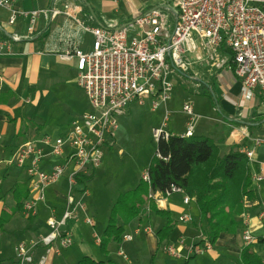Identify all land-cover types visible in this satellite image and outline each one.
Returning <instances> with one entry per match:
<instances>
[{
  "label": "built area",
  "instance_id": "built-area-1",
  "mask_svg": "<svg viewBox=\"0 0 264 264\" xmlns=\"http://www.w3.org/2000/svg\"><path fill=\"white\" fill-rule=\"evenodd\" d=\"M14 1L0 0V6L11 7ZM174 7L176 21L173 25L167 9L154 8L138 15L134 24L120 28L81 22L77 19L80 8L71 2L66 3L63 10L56 7L29 12L12 10L9 23H15L19 15L28 16L32 23L30 33L39 15L64 13L93 36L91 50L69 46L61 54L62 59L75 62L77 83L88 97L90 109L77 117L64 133L58 136L45 133L18 146L8 159H0V164L24 168L27 173L29 197L24 201L22 210L26 217H36L40 205L46 202L47 190L66 179L67 206L63 219H58L52 209L47 219L50 233L41 239L48 251L56 255L73 242L66 221L77 218L80 213L86 214L83 195L87 194V189H79L78 177L101 166L104 145L114 139L119 128L118 117L129 106L144 105L149 101L152 109L156 110L166 105L174 90L171 75L187 74L197 64L227 68L240 81L245 98H252L255 89H259L264 97V0H175ZM11 38L15 41L21 39L17 34L11 35ZM6 46L10 47L9 41L0 42V48ZM182 111L190 121L180 136L190 137L194 135L198 119L193 103L185 102ZM165 127L166 122L154 129L157 141L173 135ZM243 133L244 137L248 136L247 131ZM263 143L264 139L254 138L256 146ZM239 150L249 160L253 159L254 150L245 147ZM49 158L57 159L50 167L45 164ZM142 178L150 183L149 167L144 169ZM261 179V176L255 177V180ZM176 193L183 195L185 205L194 201L177 186L160 195L168 197ZM77 194L81 197L77 198ZM157 194L150 193L149 199L159 201ZM262 205L263 217L264 203ZM146 208L149 211V205ZM247 215L245 212L240 216L243 219L242 239L245 244H251L255 238L248 228ZM193 220L190 213H182L178 217V222L182 224H190ZM85 222L93 225L88 216H85ZM134 231L153 230L149 225L144 228L140 225ZM132 239L133 235L126 233L118 250V255L125 260L129 256L123 243ZM38 244L37 241H20L14 247L15 264H26L31 250ZM182 247L188 250L185 257L188 260L193 254L206 253L213 245L209 242L186 245L185 239L180 238L176 244H164L162 250L181 258Z\"/></svg>",
  "mask_w": 264,
  "mask_h": 264
},
{
  "label": "crops",
  "instance_id": "crops-1",
  "mask_svg": "<svg viewBox=\"0 0 264 264\" xmlns=\"http://www.w3.org/2000/svg\"><path fill=\"white\" fill-rule=\"evenodd\" d=\"M121 1L126 3L127 6L125 5L122 7L120 4ZM150 1L151 0H15L11 7L0 6V42L9 41L10 43L9 48L7 46L0 48V159H8L18 146L26 141L48 133L44 132V125L42 123L21 128V124L23 122L26 123L28 120L25 116V112H23L25 105L33 103L34 106L38 107L39 105L40 107V104H43L49 96L47 92L38 87L41 74H46L55 65L63 64L64 74H66V79H64L65 84L74 83L77 88L83 91L77 83L78 73L75 62L62 59L61 54L69 49V46H76L84 51H89L91 50L93 42V36L83 31L76 20L64 13L56 16L50 14L47 16L44 14L39 15L35 18L33 32L30 33L29 27L32 23L28 16L19 15L15 23H9L12 10L29 12L53 7L63 10L66 3L71 2L79 6L80 9L77 11V19L81 22L91 26L120 28L134 24L136 17L144 12L154 8H162L167 9L169 12L171 24L173 25L175 23L176 9L174 5L172 6L170 3L169 7H158L156 6L157 4H151ZM13 34L19 35L21 39L18 41L13 40L11 38ZM179 75L181 78L189 75V79L195 81L197 87L199 86L200 88L204 86V83H210V89L214 95V99L217 100V102L214 103L211 100L209 109H211L213 114H218L217 116L214 115L216 117L213 120L216 124L219 123L220 132L215 136L216 138L212 139V137L203 134L206 133L207 130L205 132V127L201 125L198 128L200 133L196 134L194 132V135L210 137L218 145L221 153L224 154L234 148L240 149L245 147L254 150V157L252 160H249L253 180L254 199H246L245 206L248 214V228L255 238L251 244L255 252L264 260V216H261V211L263 209L262 203H264V143L258 146L254 144V138L258 137L264 139V97L260 94L259 89H255L253 97L249 99L246 104L241 102V99H244L242 95V85L234 73L227 68L217 69L212 65L204 66L202 64H197L189 73ZM49 83L52 84L51 76H49V80L46 82L47 85L44 87L45 90L50 86ZM203 93L206 94V92ZM72 99H74V105L77 106L75 98ZM169 101H171V106H168ZM169 101L164 107L165 117L168 115V121L170 119L168 124L166 122V130L170 133L181 135L186 131L190 121L189 116L182 111V106L185 102L191 101L183 98L182 102L178 103L173 93ZM147 102L144 105L132 104L123 114L127 112L132 113L135 106L138 108H144L145 106L151 107V104L147 105ZM204 102L205 101H203V105L206 104ZM192 103L194 105V112L197 118L200 119V114L196 111L197 105L194 102ZM88 109H90V107L82 110L80 114H74V119L70 122L69 128L72 122ZM140 111L142 112L141 109ZM185 115L188 117L187 121ZM154 129H157V127ZM243 131H247V137L243 136V134H245ZM232 133L234 134L233 136ZM56 160L55 158H49L46 160L45 164L50 167V164ZM96 170L97 169L90 170L89 173L84 174H94L93 178L85 186L78 183L79 189H87V194L83 195V200L87 206L85 211L86 214L81 213L76 219L73 218L66 221V228L71 232L73 237L75 236L83 239L80 245L83 246L82 249L85 251L89 248V244H87L88 236L87 233L85 234L86 229L84 232H77L76 230L80 220L83 221L87 229L91 228L92 231L93 227H96L98 224L97 218L92 216V212L97 210V205L99 203L90 191V182L95 178L97 174ZM256 176H261L262 179L255 180ZM66 182V179L63 178L58 186L49 188L47 190L46 202L40 205L38 215L36 217H26L23 212L13 213L15 201L11 188L16 183H25L29 190L27 173L24 168L0 164V190L3 195V198L0 199V217L3 216V212L10 214V218L3 227H0V230H5L6 228L10 229L13 233L19 235L20 241H26L27 243H31L32 241L39 242V244L31 250L30 260L27 261L26 264H53L54 259L62 255V253L56 255L48 251L47 246L43 245L41 239L48 236L50 233L47 219L52 214V209L55 210V215L58 219H63V214L67 206ZM157 196L159 201L154 202L158 209L170 210L177 219V228L174 234V240L171 243L178 242L180 238L185 239L186 245L197 243V238H199L200 235L202 236V233L193 229L191 226L179 223L177 218V215L185 213L183 211L186 209H188L187 213L193 216V219L197 217L196 207L193 206V203L191 202L189 205H185L183 203V195L179 193L172 194L168 197L160 194H157ZM76 197L79 198L81 196L77 194ZM174 209L177 210V215L174 214ZM149 213L150 210H147V212L142 215V220H137L128 226L129 231H127V233H131L133 239L124 242L123 245L135 242V239L139 238L144 240V244L139 243L140 246H138L145 247V249H148L150 253H152L154 264H187V260L184 257V254H188L186 248L182 247L183 256L181 257L185 260L176 257L170 258L168 254L163 251L164 255L160 253V250L157 251L158 240L154 227H159L163 224V221L158 217L149 216ZM85 216L93 218V225L85 222ZM239 219L242 224L243 219H241V217H239ZM136 225H149L152 230L153 228L154 230L151 232L142 231L141 233H135V229L133 228ZM242 231L243 225L238 234H222L216 244L213 245L212 249L204 254H210V261H215V263L220 260V258L225 257L233 260V264H241L240 251L242 246L245 245L242 239ZM92 238L95 240V245L100 248V241L98 240L100 237L98 234L95 233L92 235ZM17 244L13 246L11 253L7 255L6 258L0 260V264H15L16 254L14 252V247ZM110 246L111 245H109V247ZM131 246L136 250L138 248L136 243H132ZM126 253L130 258L127 264H131L132 250ZM196 256L194 258H196ZM64 259L66 258H63V260ZM194 262L193 260L190 262L189 259L188 264ZM113 263L116 264L115 262ZM197 263L200 262L198 261ZM149 264H151V260ZM229 264H231V261H229Z\"/></svg>",
  "mask_w": 264,
  "mask_h": 264
},
{
  "label": "trees",
  "instance_id": "trees-1",
  "mask_svg": "<svg viewBox=\"0 0 264 264\" xmlns=\"http://www.w3.org/2000/svg\"><path fill=\"white\" fill-rule=\"evenodd\" d=\"M148 167L150 183L141 179L135 188L119 194L113 204L108 224L100 237L102 254H110L109 245L112 242H123L128 226L142 220V215L147 212V205L149 216L158 217L163 221V224L156 228L157 251L164 244L171 243L174 240L177 219L170 210L158 209L154 200L149 199V194H165L172 190V186L181 187L194 199L192 203L196 207L197 217L194 216L191 226L203 236L195 245L206 242L215 245L222 234H238L241 231L239 217L246 212L245 200L254 199V188L249 159L239 149L234 148L224 154L210 137H181L173 134L169 138L162 137L158 140L157 152ZM93 176V173L80 174L78 183L85 186ZM11 192L15 201L13 213L22 212L23 203L29 197L26 184H14ZM2 198L0 190V199ZM9 218L10 214L3 212L0 227H3ZM195 256L193 254L189 259ZM240 262L264 264L252 244L242 246ZM77 264L114 263L110 259L97 260L85 255ZM151 264H154V257L151 258Z\"/></svg>",
  "mask_w": 264,
  "mask_h": 264
},
{
  "label": "rangeland",
  "instance_id": "rangeland-1",
  "mask_svg": "<svg viewBox=\"0 0 264 264\" xmlns=\"http://www.w3.org/2000/svg\"><path fill=\"white\" fill-rule=\"evenodd\" d=\"M150 3L157 4L156 6L158 7H169L170 3L172 6L174 5L175 0H151ZM120 4L122 7L126 5L123 1H121ZM49 76H51L52 84L49 83L50 86L45 90L44 87L47 85L46 82L49 80ZM65 76L63 64L55 65L46 74H41L38 87L47 92L49 96L43 104H40V107L39 105L38 107L34 106L33 103L25 105L23 112H25V116L28 120L26 123L23 122L21 124V128L42 123L44 125V132L51 133L53 136H58L68 130L70 122L74 119V114H80L82 110L90 107V102L85 92L77 88L74 83L65 84ZM189 77L190 76L187 75V77L181 78L179 73L171 75V79L174 82L173 96L178 103H181L182 99L186 98L197 105L196 111L200 114V119H198L195 125L194 132L196 134L200 133L198 128L203 125L205 127V132L207 130V132L203 134L212 137V139L216 138L215 136L220 132V126L218 125L219 123L216 124L213 120L218 114H213L211 109H209L211 100L213 103L215 102L213 93L210 89L211 84L204 83V86L200 88L199 86L197 87V83L190 80ZM203 92H206V94ZM72 98H75L77 106L74 105V99ZM243 98L241 102L246 104L249 99L244 96ZM203 101H205V105H203ZM147 103V105L150 104L149 101ZM169 105L171 106V101H169L168 106ZM164 107L165 105H161L154 111L151 107L145 106L144 108H138L135 106L132 113L127 112L118 117L119 128L116 131V135L112 141L104 145L102 164L97 168V174L90 182V191L99 203L97 205V210L92 212V216L97 218L98 224L96 227H93L92 231L91 228V230L87 229L83 221L80 220L76 230L77 232H84L86 229L85 234L87 233L88 236L87 244H89V248L87 251L83 250V246L80 245L83 239L75 236L73 237L71 234L73 242L70 248L63 250L62 255L55 258L53 264H77L84 255H92L97 260L110 259L116 264H127V261H130V258L125 260L122 256L118 255V250L122 243L118 245L112 242L109 247L110 254L104 255L100 251V248L95 245V237L92 238V235L97 233L98 236L101 237L104 228H106L108 224L111 208L118 195L136 187L142 178L143 169L150 164L151 159L156 154L158 141L154 137V128L162 127L164 122H167V124L170 122V119L168 121V117H165ZM185 117L187 121L188 117L186 115ZM183 212L187 213L188 209ZM174 214H178L176 209H174ZM178 217L179 215H177V218ZM90 218L93 219L92 217ZM192 223L185 225L191 226ZM145 226L146 225L142 226V228ZM137 227L136 225L133 229ZM157 227L158 226L154 228L156 229ZM18 236L17 233H13L8 228L0 230V260L6 258L7 255L11 253L13 246L19 243L20 239ZM197 239L199 241L202 239V236L200 235ZM143 241L144 240L138 238L135 239V242H132L136 243L138 247H136L137 250L131 246L132 243L123 245L126 252L132 250L131 264H149L152 253H150L148 249H145V247H139L140 244H144ZM176 243L177 242H174L173 244ZM159 250L160 253L164 255L162 247H160ZM209 255L210 254H199L196 258L190 259V262L193 260L195 262L191 264H229V261H231V264H233V260L225 257L220 258V260L215 263V261H210ZM186 256L187 255L184 254V257ZM168 257L175 258L170 255H168ZM63 258L66 259L63 260ZM181 259L185 260L184 258ZM198 261L200 263H197Z\"/></svg>",
  "mask_w": 264,
  "mask_h": 264
}]
</instances>
